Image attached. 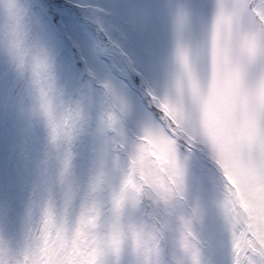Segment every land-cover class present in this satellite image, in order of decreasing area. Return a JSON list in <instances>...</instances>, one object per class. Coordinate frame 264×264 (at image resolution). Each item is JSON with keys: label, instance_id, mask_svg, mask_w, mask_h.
I'll return each mask as SVG.
<instances>
[{"label": "rangeland", "instance_id": "rangeland-1", "mask_svg": "<svg viewBox=\"0 0 264 264\" xmlns=\"http://www.w3.org/2000/svg\"><path fill=\"white\" fill-rule=\"evenodd\" d=\"M46 2L52 0H13L10 13L0 0V72L7 67L17 91L30 96L28 112H39V99L45 95L57 118L71 125L79 107L77 127L85 117L91 121L92 156L81 169L73 146L65 145L68 180L74 187L68 201L66 185L56 180L61 161L55 154L46 159L42 150L35 161L37 195L31 218L15 234L0 231V264H89L105 230L120 250L121 264H137V253L147 264H208L210 245L227 254L230 221L264 212V142L258 116L246 113L238 120H223L218 102L211 100L202 126L190 130L181 97L164 80L146 82L134 94L130 81L95 71L91 96L79 106L69 103L53 45L39 36L36 18L28 15L30 5ZM62 3L80 30L107 43L109 0ZM45 58L51 65L47 73L41 67ZM9 119L15 128L16 118ZM4 121L0 113L7 138ZM32 123L43 127L38 115ZM8 156L15 165L18 155ZM96 172L103 173L94 194L98 212L82 219L84 191Z\"/></svg>", "mask_w": 264, "mask_h": 264}, {"label": "snow or ice", "instance_id": "snow-or-ice-1", "mask_svg": "<svg viewBox=\"0 0 264 264\" xmlns=\"http://www.w3.org/2000/svg\"><path fill=\"white\" fill-rule=\"evenodd\" d=\"M5 7L12 13L13 0H5ZM28 15L36 18L39 36L53 45L69 103L79 106L85 96H91L94 71L130 81L134 94L143 90L146 82L164 80L181 97L190 130L202 126L209 102L216 100L223 120L255 113L264 142V0H109L107 43L80 30L62 0H52L50 5L33 3ZM41 67L48 72L51 65L47 58ZM29 102L30 96L17 91L6 67L0 72V113L8 129L7 138L0 129V231L13 234L31 218L37 195L35 161L42 150L46 159L55 154L61 161L56 180L66 185L64 195L71 201L74 187L68 180L70 157L65 145L73 146L81 169L87 167L93 148L90 119L83 118L77 127L82 119L79 107L69 125L57 118L45 95L39 99V112L35 108L26 111ZM37 115L43 127L32 123ZM11 117L16 118L15 128ZM257 150L253 146V152ZM9 152L19 157L15 165ZM102 178V172L91 176L84 191L82 219L98 212L94 194ZM130 206L135 207L131 202ZM116 220L118 217L113 218L114 223ZM230 223L229 252L210 245L208 264H264V212H252ZM119 257L120 250L105 230L99 234L89 264H121ZM136 260L147 264L141 253L136 254Z\"/></svg>", "mask_w": 264, "mask_h": 264}, {"label": "trees", "instance_id": "trees-1", "mask_svg": "<svg viewBox=\"0 0 264 264\" xmlns=\"http://www.w3.org/2000/svg\"><path fill=\"white\" fill-rule=\"evenodd\" d=\"M46 4H47V5H50V2H46ZM1 248L5 249V248L3 247V245H2V247H1Z\"/></svg>", "mask_w": 264, "mask_h": 264}]
</instances>
